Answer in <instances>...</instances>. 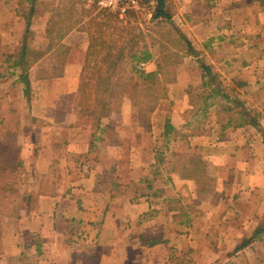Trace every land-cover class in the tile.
Returning <instances> with one entry per match:
<instances>
[{"label":"crops","instance_id":"obj_1","mask_svg":"<svg viewBox=\"0 0 264 264\" xmlns=\"http://www.w3.org/2000/svg\"><path fill=\"white\" fill-rule=\"evenodd\" d=\"M169 1L176 7L169 19L183 26L196 55L183 53L173 64L176 77L151 115L156 118L168 106L166 142L175 146L183 140L187 149L193 144L202 182L209 186L201 188L178 169L143 173L133 182H124L115 167L108 169L107 153L119 147L114 145L126 129H114V115L98 124L82 121L88 117L79 107V93L89 34L79 26L60 42L68 50L62 64L51 54L53 71L40 75L39 61L28 70L36 97H26L16 72L0 74V132L16 136L24 174L21 182L17 177L16 197L25 202L8 228L0 227V240L8 236L12 242L6 250L10 264H264V230L255 234L264 218V29L252 27L253 18L259 23V6L233 0V11L222 12L218 1L206 0L198 20L191 4L201 0ZM157 44L147 46L146 72L157 70ZM241 51L253 52L238 62ZM201 64L215 71L212 83L203 78ZM216 85L220 92L214 95ZM199 91L205 103L196 108L191 97ZM130 103L124 101L125 110ZM239 113L244 121L227 125L228 117ZM162 132L163 127L158 138ZM139 138L137 145L146 152ZM151 139L155 143L156 136ZM177 159L172 153L169 161ZM130 183L145 184L144 191L124 198ZM23 239L34 243L22 244Z\"/></svg>","mask_w":264,"mask_h":264},{"label":"rangeland","instance_id":"obj_2","mask_svg":"<svg viewBox=\"0 0 264 264\" xmlns=\"http://www.w3.org/2000/svg\"><path fill=\"white\" fill-rule=\"evenodd\" d=\"M21 0H0V62L4 59V57L8 53L16 54L18 49L20 48V45L26 44L29 47L33 49H42L44 46L45 41V29H46V21L48 17L51 14V9H54L56 5L59 4V2H64L67 0H37L33 15L30 19V26H29V32L26 33L25 31V21L24 19L17 15L16 11L18 8V2ZM75 2V14L79 16V19L81 20L78 26H82L83 28H87L90 30V32L93 34V37L98 39V37L101 35V39L98 41H103L102 43L97 45L95 48V53L92 55L90 61L95 59V63L97 66H102V68H105L108 65H111L109 59L106 60L105 56L108 52V47H114L112 52V55L114 57L117 55V51L120 48H123V53L127 55L128 51L130 49H133L135 47L140 48L143 44H146V46L151 45L152 40H158L159 42L162 40V43L164 46H167L170 49V54L172 55L171 59H174L176 57V60H179V57L183 53H187V48L185 45V42L183 41L180 36H182V32L180 29L183 28L180 27L177 28L176 24H174L171 20V23L173 24V27L170 28L167 22H162V20H151L149 17L152 16L154 6H155V0H150L145 3H141L143 5V10L136 11L135 13H132L130 17H127L126 20H119L117 17L106 18L103 17L104 14H110L103 11H97L94 8H87L84 6L83 0H73ZM165 1V10L166 13L170 16V19L172 16H174V12L176 11V7L171 3L169 0ZM203 1V2H202ZM205 1L201 0L199 3H192L191 6L193 7L196 16L198 20L202 19L203 11L205 8ZM214 1V0H213ZM217 3V9L220 11H230L232 12L230 8H233V0H216ZM238 4V2H237ZM240 7V13L241 11L246 12L247 8L245 7V2H241ZM30 6V3L27 1H23L22 9L21 11H28V7ZM204 6V9L202 8ZM259 6L257 18L259 20V23H255V20L253 18L252 27H256L257 29H264V6ZM242 9V10H241ZM150 15V16H149ZM175 19V18H174ZM235 19V18H234ZM177 21V19H175ZM214 21H217V19H214ZM178 23V21H177ZM237 23L239 26H244L243 24V17L237 19ZM179 25V24H178ZM180 26V25H179ZM124 28V29H123ZM175 29V32L173 29ZM141 33V34H139ZM162 37H161V36ZM101 43V42H100ZM150 51V50H149ZM158 52V48L156 49ZM240 51V50H239ZM254 51V50H253ZM252 51V52H253ZM257 51L256 54L261 56L262 50H255ZM89 50H87V56L85 60V64L83 66V78L80 82V91L83 90L86 86L85 84L88 82L87 77L89 76L90 67L92 63L89 61ZM195 52V51H194ZM242 52V51H241ZM249 51L242 52L241 58L238 60V62H241L243 58L249 54L252 53ZM196 53V52H195ZM158 54V53H157ZM50 54H46L44 57H42L39 62L37 63L38 66H36V69H41V74L43 75L46 72L53 71L57 66L53 65V62L51 61L52 58L49 57ZM221 56L218 55L217 59H220ZM170 59V60H171ZM115 58L112 60L113 62ZM126 60V59H125ZM176 61V62H177ZM112 62V63H113ZM147 62V61H146ZM144 62V63H146ZM175 62V63H176ZM140 63V62H138ZM174 64V62L172 61ZM2 65L0 69V74L3 76H7L9 72H13L10 68L9 64L0 63ZM137 63H135L136 65ZM168 65L169 70V77H173V80L175 79L176 74V67L175 65ZM122 70L124 72H118L121 70V65L116 67L115 74L120 73L122 76L121 83H124L126 86V91L124 92L122 98L119 99L117 102V111L112 113L111 115H114L115 118L114 121V129L118 126L122 128H125L126 131L122 134L121 138L119 137V140L116 141V144L114 147L119 146L117 149L110 150L108 155V169L113 170L115 167V170L119 171V173L125 177L124 182H133L135 179H137L139 176L141 177L143 173L145 175L153 176L154 171L157 169H160L161 174L165 175L166 171H169L171 169H178L179 168V162L180 160L183 161L185 158L189 159H195L194 155L195 153H199V151H195V149L192 148L193 144L188 146L183 140L180 141L175 146H172L169 143L166 142V139L171 134L168 130V123H165V117L168 116V106L161 107L159 109V114L156 116V118L153 119V115L151 113L156 109L158 102L161 100L159 99L155 105V108L152 112H140L139 108L146 107L144 104H142L143 107H140V104L138 101H135L133 98L134 90L141 91L145 89V85L151 83L149 81H143L138 78L137 74L131 72L130 65H127L126 63L123 64ZM220 68V67H219ZM226 68H229L226 66L225 68H220L221 71H225ZM146 72V70H141ZM35 72V71H34ZM32 72V75L34 76L36 73ZM215 72V71H214ZM211 71L212 76L215 75V73ZM15 73V72H13ZM17 73V72H16ZM149 73V72H147ZM201 73L203 74V71L201 70ZM37 75V74H36ZM35 75V76H36ZM106 75V74H104ZM38 76V75H37ZM168 76L166 75V78ZM215 77V76H213ZM165 77L163 79H166ZM207 79V78H206ZM205 79V81H207ZM155 83L158 85H165L166 87L173 82H170L169 84H166L164 80L160 77V75L155 78ZM25 89H27V95L28 96L34 95L33 97H36V92L38 91L35 88V84L31 85V87L25 86L23 83L18 81ZM91 86L95 85L94 80L90 82ZM89 84V85H90ZM216 84V83H214ZM101 87H103L102 84H99ZM231 85V84H230ZM85 86V87H84ZM204 88V86H202ZM231 87H233L231 85ZM239 89V87H237ZM117 89H120L119 87ZM202 89V88H200ZM88 90V88H86ZM31 92V93H30ZM230 95H232V91H227ZM35 93V94H34ZM142 93H139L137 96L141 97ZM204 94L202 92H198L196 94H192L191 100L193 104L197 107L203 106ZM94 98V95L91 97V99ZM164 99V98H163ZM125 100H129L131 103L129 104L131 107L127 110H125V106H123V103ZM90 102V101H89ZM226 103V102H225ZM221 102V107H226V104ZM90 105V104H89ZM167 105V104H166ZM228 106H235V102L227 104ZM99 108V107H98ZM85 113L87 112L88 117L85 120L82 121H88L92 124L99 123L101 120H103L106 117H103V112L101 110H94L93 108L85 109ZM110 115V116H111ZM228 115V114H226ZM108 116V117H110ZM221 119H224V115H220ZM122 123V124H121ZM116 125V127H115ZM94 126V125H93ZM138 126V127H137ZM162 135L158 134L162 130ZM153 132V133H152ZM150 140L148 138V134ZM156 136L155 143L152 142V137ZM108 135V138H110ZM142 138V140L145 143L146 152L141 153L143 148L141 149V146L137 145V140ZM198 142L193 141V143ZM177 155L178 163L169 161L171 154ZM155 158L158 159L157 165L153 168L155 163ZM113 159V166L111 164V160ZM173 160V159H172ZM122 161H127L126 163H123ZM110 163V164H109ZM159 171V170H158ZM18 176L19 180H23V171L18 169ZM20 173V174H19ZM159 179H164L163 175ZM18 178L15 181V186L17 185ZM203 180H200V186L201 188H206L209 185H206V181L203 183ZM157 183V182H156ZM198 183V182H197ZM159 184V182L157 183ZM160 185V184H159ZM145 184H141L140 186L129 184V188L124 192L122 196L127 197H135L137 193L140 191H144ZM211 188V187H210ZM139 191L134 193V191ZM208 190V188H207ZM168 192V190H167ZM167 195H171V193H165ZM116 196H118L119 200L123 198L120 193H117ZM15 199V200H14ZM13 200V201H12ZM25 202V199H21L19 197L10 196L4 200L0 201V227L3 229L6 228L7 223L13 218H15V215H13V207L17 205V207H21V205ZM163 222V220H161ZM6 225V226H5ZM8 228V226H7ZM23 242L31 245L34 243V241H28V239H23L21 243ZM11 240L10 238L3 237L2 240H0V264H10V259H8V252L10 247ZM178 264H189V262L181 261Z\"/></svg>","mask_w":264,"mask_h":264},{"label":"trees","instance_id":"obj_3","mask_svg":"<svg viewBox=\"0 0 264 264\" xmlns=\"http://www.w3.org/2000/svg\"><path fill=\"white\" fill-rule=\"evenodd\" d=\"M23 1H27L30 3L27 12H20V10L23 8ZM148 1L150 0H140L141 3H145ZM36 2L37 0H21L18 2L16 13L24 19L26 33L29 32L30 19L33 15ZM253 2L257 3L258 5L264 6V0H253ZM164 6V0H155V6L151 20L153 21L160 19L162 20V22H167L171 28L173 27V24L171 23L169 19L170 17L166 13ZM103 17L111 19L112 17L116 16L112 14H104ZM80 21L81 20L79 19V16L75 14V2L73 0L59 2V4L54 7V9H51V14L46 21L45 41L43 48L33 49L26 44H22L20 45V48L18 49L16 54L8 53L0 63H4L7 65L9 64L12 71L17 72L18 80L28 87V70L46 54L57 56L58 58H60V63H63L64 59L67 56L68 50L66 47L61 45L60 42L71 30L75 28L77 29L79 27L78 25ZM172 29L175 32V29ZM84 30H86L89 34L88 53L90 61L92 55H94L95 53L96 46L103 44L104 42L98 41L101 39V35L98 37V39H96L95 37H93V34L89 29L84 28ZM180 38H182L185 42L188 53L196 55V53L191 50L189 43L187 42L185 37L182 35L180 36ZM157 41L158 40L156 39L155 41L152 40V43H157ZM158 43L156 72L147 73L138 70L135 67V63L146 62L151 59V53L149 52L146 44H143L140 48L135 47L133 49H130L127 55L123 53V48H120L117 51V55L115 57L111 52L114 47L109 46L105 59H109L111 65H108L105 68H102V66H97L94 61L95 59L90 61L92 63L91 67L89 68L91 73H89V76L87 77L88 82L85 84L86 87L84 86L85 88L79 93V107L85 109L93 108L94 110H98L100 108L99 110L103 112V117H108L112 113L116 112L117 102L120 98H122L124 92L126 91V85L124 83H121L122 76L120 75V73L115 74V70L116 67L121 65V70H119L118 72H124L122 68L124 67L123 64L126 63L127 65H130V71L137 74L139 79L151 82L145 85V89L139 92L138 90H134L133 98L135 99V101H138L140 107H143L142 104L146 106L144 108H139L140 112H152L157 101L159 99L165 98L167 95V87L165 85L160 86L156 84L154 80L157 75H160V77L166 84L173 82V77H169L170 74L168 65H172V61L174 63L177 61L176 57L174 59H171L173 54L169 53L170 49L167 46H164L162 40L160 42L158 41ZM114 58L115 62L112 61ZM1 67L2 66H0V68ZM201 69L203 71V78L208 77L207 82L210 81L212 83L214 75L212 76L210 67L205 64H201ZM166 75L168 76L167 78ZM164 77L166 79H163ZM93 80L95 82V85L91 86L90 82H92ZM207 82H203L204 87L207 85ZM99 84H102L103 87H101ZM118 87L120 89H117ZM86 88H88V90H86ZM219 90V87L216 85L212 92L214 95H217L220 92ZM25 93H27V89H25ZM139 93H142L141 97L137 96ZM93 95L94 98L91 99ZM243 117L244 113H239L235 118H233L232 116L228 117L227 125H230V123L232 122L240 125L244 121ZM251 122L254 125H257V122L253 118ZM0 124H2V122H0ZM178 164V171L183 178L194 180L196 182H199L200 180L204 181V177L200 170V163L197 159L189 158L180 161ZM20 166L21 162L18 158L16 136L8 131L0 132V201L6 199L8 195L15 197L17 196L18 190L16 189L15 181L16 172L20 168ZM146 188H148L147 185ZM19 210L20 207L18 208L17 205L13 207L12 211L13 215H15V218L18 217ZM263 230L264 218L262 221V226L260 228H257L255 234L260 233Z\"/></svg>","mask_w":264,"mask_h":264},{"label":"built area","instance_id":"obj_4","mask_svg":"<svg viewBox=\"0 0 264 264\" xmlns=\"http://www.w3.org/2000/svg\"><path fill=\"white\" fill-rule=\"evenodd\" d=\"M84 6L94 8L115 15L119 20H126L132 13L143 10L140 0H83ZM150 16V15H149ZM152 17V16H151ZM149 17V19L151 18ZM146 63L140 62L135 65L136 69L144 70Z\"/></svg>","mask_w":264,"mask_h":264}]
</instances>
